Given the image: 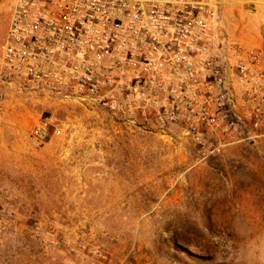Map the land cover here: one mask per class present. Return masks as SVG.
Instances as JSON below:
<instances>
[{"label":"rangeland","instance_id":"obj_1","mask_svg":"<svg viewBox=\"0 0 264 264\" xmlns=\"http://www.w3.org/2000/svg\"><path fill=\"white\" fill-rule=\"evenodd\" d=\"M4 92L0 264H264V128L194 139Z\"/></svg>","mask_w":264,"mask_h":264},{"label":"built area","instance_id":"obj_2","mask_svg":"<svg viewBox=\"0 0 264 264\" xmlns=\"http://www.w3.org/2000/svg\"><path fill=\"white\" fill-rule=\"evenodd\" d=\"M2 1L0 86L17 98L86 103L194 139L264 128L263 53L224 35L215 0Z\"/></svg>","mask_w":264,"mask_h":264},{"label":"crops","instance_id":"obj_3","mask_svg":"<svg viewBox=\"0 0 264 264\" xmlns=\"http://www.w3.org/2000/svg\"><path fill=\"white\" fill-rule=\"evenodd\" d=\"M223 14L224 35L232 41L249 48L260 47L264 56V0H215ZM4 3L8 13L7 4ZM247 8H253L248 11ZM9 14V13H8ZM9 18V17H8ZM9 30V28H8ZM8 30L1 45L0 66ZM258 49V48H255Z\"/></svg>","mask_w":264,"mask_h":264}]
</instances>
